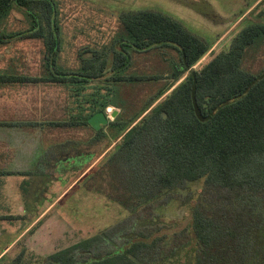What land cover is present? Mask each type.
<instances>
[{"label": "trees", "instance_id": "obj_1", "mask_svg": "<svg viewBox=\"0 0 264 264\" xmlns=\"http://www.w3.org/2000/svg\"><path fill=\"white\" fill-rule=\"evenodd\" d=\"M13 3L33 19L23 35L42 40L49 74L30 77L0 73V82L75 83L104 76L105 60L98 54L84 57L82 54L89 50L79 54L77 71L57 67L59 39L52 0H0V20ZM243 15L242 12L238 17ZM118 19L128 43L136 49L162 51L172 47L178 53V64L169 76L171 82L136 116L122 122L116 115L106 125L114 129L111 140L116 141L109 152L120 149L118 174L127 179L126 187L131 183L126 192L132 194L135 185L134 198L151 200L155 190L201 179L215 188L236 192L219 204L192 207L190 231L194 245L187 243L182 247L191 251L189 264H264V65L258 73L242 67L246 46L264 38V22L242 25L231 37L228 48L215 53L214 42L194 34L164 12L123 11ZM128 43H121V50ZM123 59L120 51H113L112 68L119 67ZM108 106L100 109L105 111ZM96 111L92 109L84 115V123ZM103 127L95 131L96 136L103 133ZM134 178H142V185H132ZM103 242H107L103 233L80 239L48 254L40 264H141L140 256L153 247L135 241L97 253L95 250ZM150 259L151 256L148 262ZM11 261H21V255Z\"/></svg>", "mask_w": 264, "mask_h": 264}, {"label": "rangeland", "instance_id": "obj_2", "mask_svg": "<svg viewBox=\"0 0 264 264\" xmlns=\"http://www.w3.org/2000/svg\"><path fill=\"white\" fill-rule=\"evenodd\" d=\"M52 1L59 39L56 65L59 67L61 62L66 68L76 69V55L85 50L89 51L82 54L84 57L91 58L92 55L98 54L105 60L104 76L88 82L85 106L86 111L90 112L110 104L105 108L109 121L116 117H112L114 110L122 122L139 114L156 93L171 82L169 76L173 67L178 64V53L172 47H164L162 51L139 50L129 44L128 35L118 19L120 12L140 9L164 12L180 20L194 34L214 42L212 49L215 53L228 48L231 37L242 25L256 21L264 22V0ZM242 12L247 14L244 21H240L244 15L238 17ZM35 21L38 22L37 17ZM33 23L28 12L13 3L9 13L0 20V30L23 32ZM124 42L128 44L121 50V43ZM37 44L41 46L40 41L34 39L17 43L15 46L30 50V47ZM113 51H120L124 56L119 67L115 69L111 64ZM203 59L204 57L198 64ZM263 65L264 38L259 37L254 43L246 46L242 67L252 73H258ZM95 133L92 127L80 132L73 129V140L87 141L86 148L83 149L82 145L81 151L86 152L87 158L94 154L93 160L86 165L87 172L96 166L79 180L71 191L66 192L62 201L55 205L40 223H48V229L44 233H50V236L46 235L44 239L41 237L38 247L34 245L33 250L24 248L21 261H11L15 254L8 255L10 259L0 261V264H40V260L48 254L98 233H103L107 242L99 245L95 250L97 253H104L113 246L144 241L153 247H150L151 250L146 249L140 256L141 264H169L172 261L177 264H189L191 251L184 250L182 245H194L190 231L192 207L201 203L219 204L225 201L226 197L232 198L236 194L210 186L201 179L178 183L162 191L155 190L151 200L149 197L134 198V184L142 185V178H137L136 181L134 178L132 194L126 192L131 183L126 187L124 181L127 179H121L118 174L120 149L117 147L109 152L116 143L111 140L114 129L104 125V134L96 136ZM108 152L109 154L99 162ZM75 176L78 175L73 173V179ZM149 256L151 259L148 262Z\"/></svg>", "mask_w": 264, "mask_h": 264}, {"label": "crops", "instance_id": "obj_3", "mask_svg": "<svg viewBox=\"0 0 264 264\" xmlns=\"http://www.w3.org/2000/svg\"><path fill=\"white\" fill-rule=\"evenodd\" d=\"M28 30H0V73L48 76L42 40L23 35ZM34 39L41 46H15ZM80 53L76 69L58 68L77 71ZM88 84L0 82V261L22 259L24 248L50 236L48 223H40L87 173L94 154L87 158V141L73 140L72 132L91 127L83 121Z\"/></svg>", "mask_w": 264, "mask_h": 264}, {"label": "water", "instance_id": "obj_4", "mask_svg": "<svg viewBox=\"0 0 264 264\" xmlns=\"http://www.w3.org/2000/svg\"><path fill=\"white\" fill-rule=\"evenodd\" d=\"M116 116V110L112 113V117L114 118ZM87 122L89 126H91L94 130H99L102 126L107 125L109 122L108 115L106 111L98 110L95 113H93L89 118L87 119Z\"/></svg>", "mask_w": 264, "mask_h": 264}]
</instances>
